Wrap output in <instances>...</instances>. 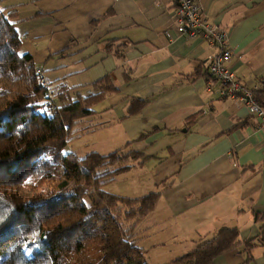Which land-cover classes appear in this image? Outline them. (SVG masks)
Segmentation results:
<instances>
[{
  "label": "crops",
  "instance_id": "crops-1",
  "mask_svg": "<svg viewBox=\"0 0 264 264\" xmlns=\"http://www.w3.org/2000/svg\"><path fill=\"white\" fill-rule=\"evenodd\" d=\"M199 2L208 23L227 34L236 79L264 92V0ZM0 7L15 11L22 51L52 92L86 94L93 82L112 76L116 91L92 106L73 142L90 138L86 149L101 154L131 142L146 156L117 175L131 173L114 193L159 192L131 230L145 253L185 254L224 227H236L240 240L258 239L264 129L241 100L220 96L221 84L206 72L219 48L176 31L173 1L0 0ZM251 254L247 260L231 250L213 264H264V246Z\"/></svg>",
  "mask_w": 264,
  "mask_h": 264
},
{
  "label": "trees",
  "instance_id": "trees-1",
  "mask_svg": "<svg viewBox=\"0 0 264 264\" xmlns=\"http://www.w3.org/2000/svg\"><path fill=\"white\" fill-rule=\"evenodd\" d=\"M14 17L11 7H0V264H149L131 230L159 192L132 198L104 188L146 156L131 142L82 157L67 148L92 106L116 91L112 76L93 82L86 94L53 92L58 106L45 110L46 88L22 51ZM254 95L264 106V92ZM254 219L257 240H240L236 227L220 228L172 264H213L235 249L250 260L252 248L264 246V213Z\"/></svg>",
  "mask_w": 264,
  "mask_h": 264
},
{
  "label": "built area",
  "instance_id": "built-area-1",
  "mask_svg": "<svg viewBox=\"0 0 264 264\" xmlns=\"http://www.w3.org/2000/svg\"><path fill=\"white\" fill-rule=\"evenodd\" d=\"M173 1L176 5V31L187 37H200L219 48L218 53L207 59L206 72L209 77L221 84L220 96L238 98L247 107L249 113L257 119V127L264 129V106L256 100L254 92L257 86H250L236 79L229 66L233 51L229 45L226 32L216 29L206 20L199 0H156ZM42 86L46 88L44 109L54 111L58 106L53 92L40 67H36Z\"/></svg>",
  "mask_w": 264,
  "mask_h": 264
},
{
  "label": "rangeland",
  "instance_id": "rangeland-1",
  "mask_svg": "<svg viewBox=\"0 0 264 264\" xmlns=\"http://www.w3.org/2000/svg\"><path fill=\"white\" fill-rule=\"evenodd\" d=\"M89 139L90 138L81 137L80 140L76 141V143L73 142V140H71L67 148L73 151L75 150L76 155L78 157H82L86 153L90 152L89 149H86L87 148L86 142H88ZM129 175H131V173L117 176L116 179L112 183H109L105 189L112 193L120 192L121 190H118V189L121 187L125 188L128 184L127 182H124V177L129 178ZM90 192L92 191L90 190ZM124 228H126L125 225H124ZM181 254L183 253H180V252H173V253L172 252H150V253H145V258L148 263H151L153 259H155L157 262H160V264H166L170 259H172L173 257L175 258ZM152 256H154V258Z\"/></svg>",
  "mask_w": 264,
  "mask_h": 264
}]
</instances>
